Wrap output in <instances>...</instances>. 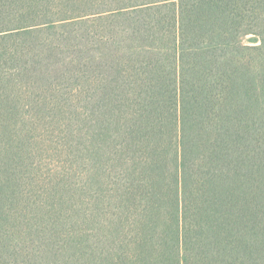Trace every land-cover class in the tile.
<instances>
[{"label":"trees","instance_id":"16d2710c","mask_svg":"<svg viewBox=\"0 0 264 264\" xmlns=\"http://www.w3.org/2000/svg\"><path fill=\"white\" fill-rule=\"evenodd\" d=\"M0 264H264V0H0Z\"/></svg>","mask_w":264,"mask_h":264},{"label":"rangeland","instance_id":"374dc122","mask_svg":"<svg viewBox=\"0 0 264 264\" xmlns=\"http://www.w3.org/2000/svg\"><path fill=\"white\" fill-rule=\"evenodd\" d=\"M252 38L250 37V36H248L246 39H245V42L246 43H248V44H250V40H251Z\"/></svg>","mask_w":264,"mask_h":264}]
</instances>
